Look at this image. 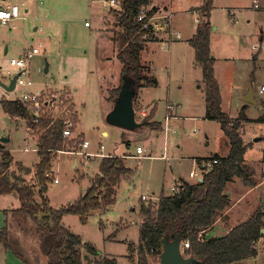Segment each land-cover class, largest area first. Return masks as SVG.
<instances>
[{"label":"rangeland","instance_id":"374dc122","mask_svg":"<svg viewBox=\"0 0 264 264\" xmlns=\"http://www.w3.org/2000/svg\"><path fill=\"white\" fill-rule=\"evenodd\" d=\"M6 1L18 5L24 3L20 7L23 19H16L0 27V83L8 85L17 72L15 67L9 65V58L20 57L23 52L32 48H38L39 53L29 59L28 71L23 75L24 80H30L32 85L29 88L16 87L11 92H6L0 85V100L20 99L24 91L41 90V98H69L78 114L77 119L66 115L71 119L73 135L66 137L64 147L54 154L51 170L53 167L52 177H56L58 183L51 180L47 184L46 196L49 206L58 209L77 200L91 185L104 156L117 154L125 157L126 165L134 170L133 181H120L115 203L102 211L104 213L90 212L83 222L77 215H64L61 224L79 235L83 242L91 243L98 254L95 258L112 257L117 264H132L127 256L134 254L137 259L141 202L146 205L150 203L152 206L156 204L150 197L146 200L141 198L140 201L141 194L154 193L158 196L161 189L170 191L174 185L171 171L179 174L178 171L188 173L192 169L191 162H181V156L210 158L211 153H221L224 150L226 137L218 123L204 119L197 110L199 101L204 103L205 89L194 50L188 43L190 50L183 55V59L172 52L169 61L168 54L163 51L158 55L143 54L146 61H143V65L148 67L149 75L159 83V88L152 91L148 100L153 99L157 104L151 122H165L166 98L172 100L174 105L178 104L176 119L170 121V131L164 133L160 129L143 125L132 130L123 129L106 121L109 112L106 97L109 94L114 96L113 85H116L121 68L116 58V46L111 40L115 29L113 11L89 0ZM213 2L209 15L211 29L216 28L212 38V52L217 58V74L224 91V109L228 117H237L241 105H248V116L254 118L263 115L264 93L259 94L258 89L264 85V45L259 46V36L264 35V0H256L257 8L254 7L253 0ZM24 9H27V12ZM199 14L201 16V11ZM179 19L182 28L173 31L186 36L193 16L183 11L179 17H175L178 23ZM86 21L89 22L87 27L84 26ZM258 49L260 56L256 62ZM46 65L48 70L45 73ZM168 82L171 83L172 89L175 87L173 92L170 90L169 95L166 91ZM250 82L255 90L257 104L243 103L234 94L229 96L230 89L237 86L240 92L246 91ZM195 85H200V88ZM133 107L136 111V121L140 123L147 116H139L138 112L142 108L137 99ZM191 110L196 112L192 113ZM260 124L245 123L243 136L249 139L246 127L254 125L258 130ZM31 133L32 131L26 129L24 120L10 118L0 105V139L8 137L7 149L13 159L33 169L38 162V156L36 139ZM239 133L241 135V128ZM84 138L89 147L82 149L83 153H99L103 156L86 157L84 154H78L80 149L76 143ZM258 140L263 142L258 144L257 153L250 158H256L258 153L262 155L264 133L259 134ZM0 146L1 157L3 149H6V142L0 141ZM137 146L143 149V154L134 159L132 155L136 154ZM25 147L30 150L25 152ZM179 161L182 164H179ZM199 161L198 163H201ZM258 162L259 160L251 161L255 168L260 166ZM24 177L27 182H31L32 173ZM255 197L256 201L247 199L251 211H264V193H257ZM19 205L15 193L0 195V217L5 219L4 225H7L10 234L20 242L22 253L30 262L47 264L45 256L38 250V238L32 232L34 222L26 219L22 222L26 231H22L11 214ZM3 211L6 213L3 214ZM40 217L39 215L38 218ZM80 254L82 259L88 255L83 248ZM1 255L0 250V264H22L12 254H8L7 260L1 259ZM87 259L93 257L89 256ZM156 259L148 257V264H159ZM257 264H264V245Z\"/></svg>","mask_w":264,"mask_h":264},{"label":"trees","instance_id":"16d2710c","mask_svg":"<svg viewBox=\"0 0 264 264\" xmlns=\"http://www.w3.org/2000/svg\"><path fill=\"white\" fill-rule=\"evenodd\" d=\"M146 3L147 0H121V8L118 11L112 10L115 29L111 40L116 46V58L121 65L120 84L114 89V96L111 97L108 93L107 97L112 103L125 80L133 81L135 94L132 104L135 103L141 88L157 85L156 79L149 75L148 67L141 62L146 43L156 40L151 26L143 27V23L156 9L152 8L142 22L137 20L140 7ZM196 9L201 11V16L188 43L194 50L195 61L202 73L205 89L204 118L218 123L228 141L229 152L225 157H210L216 159L217 163L202 172L201 182L190 184L179 180L178 192L161 195L155 206L150 203L140 205L137 259L134 254L127 256L132 264H148V257L158 258L156 260L159 263L163 238L168 236L171 240L175 233L179 235L180 242H189V248L183 250V255L194 258V264H233L254 257L257 254L255 244L263 236L260 230L264 228V211L261 210H256L250 218L223 237L205 239L202 235L229 205L224 194L225 185L235 177L248 178L250 171L243 165L248 145L243 142L239 133L242 122L246 120L243 109L236 119H231L222 111L220 105V90L213 70L214 58L210 52L209 15L212 0H204ZM53 98L54 102L58 100L57 97ZM58 101L59 110H68L70 117L77 119L74 104L69 98H60ZM0 105L10 118L24 120L26 128L31 129V134L36 139L38 162L33 169L14 162L10 153L4 149L0 157V195H17L20 205L12 210L11 214L22 231L25 230L22 222L31 219L35 224L32 232L38 238V250L45 256L47 264H117L112 257L95 258L98 254L91 243L83 242L79 235L65 228L61 220L64 215L69 214L77 215L83 222L90 212L109 209L115 203L116 189L122 177L129 173L124 164L125 158L104 156L100 161L98 173L87 190L74 202L52 209L46 196L47 184L51 178L46 174L51 172L55 152L64 147L66 137L62 132L66 127V118L63 114L54 116L46 106L44 114L37 122H33L20 99L2 98ZM152 115L153 113H150L140 125L160 129L159 123L151 122ZM81 143L80 139L76 146L79 147ZM30 173L31 182H27L24 175ZM0 245L22 264H32L22 253L20 242L10 234L7 225L0 228ZM82 248L88 253L83 259L80 254ZM89 256L93 259H87Z\"/></svg>","mask_w":264,"mask_h":264},{"label":"crops","instance_id":"0c3cea01","mask_svg":"<svg viewBox=\"0 0 264 264\" xmlns=\"http://www.w3.org/2000/svg\"><path fill=\"white\" fill-rule=\"evenodd\" d=\"M203 2H204V0H194L193 2H190L189 0H156L155 8H156V15L158 18H155L153 20L157 24V29L154 30V37L156 40L146 43V47L142 52V59H141L142 64L144 61V59H143L144 53H146V55H158L159 53H161V51H163V52H166L168 54V58H167L168 61L170 58V54L172 52L177 54V56L181 57L182 59L185 57V56L183 57V55L185 53L186 54L189 53V50H190L189 47L190 46L188 45V40L194 34L196 27L198 25L199 19H200L199 11L196 8L200 7L203 4ZM212 2H213V0H212ZM7 3H11V1L0 0V5H5ZM24 11L27 12V9H24ZM183 11L187 12V14H192V16H193L192 21L190 20L191 26H190L189 32L186 36H183L180 32H174L173 31V29L175 30L177 28H182L181 21H180L181 19H179V23H178L177 22L178 20H175V17L176 16L179 17ZM210 24L212 26L211 21H210ZM84 26H85V23H84ZM85 27H87V26H85ZM35 29L36 28H34V30ZM215 30H216L215 27L213 29H211L210 52L213 55L212 57L215 59L214 65H213V70H214V76H215V78L218 82V85H219L220 98H221V104H220L221 109L224 113H226V111L224 109V91H223L221 80L217 74V69H216L217 58L214 56V54L212 52V38H213ZM177 34H178V36H177ZM260 37L261 36H259V40H260ZM181 42H184V44ZM257 51L258 52H256L257 53V61L256 62L259 61L260 49H258ZM223 60H228V59L223 58ZM144 62H146V61H144ZM120 70H121V68H120ZM118 82H120V72H119V75H118L117 80H116V85L115 84L113 85L114 89H116L119 86ZM249 84H251V86H252L251 82ZM195 86H196V88H200V85H195ZM261 87H264V85H261L259 87V89H258L259 94L264 93V91L262 93L259 92ZM157 88H159V83H157V85L155 87L141 88L138 92L137 101L141 105V108L144 109L145 111H147L146 112L147 116L150 112L153 113V115H154L155 111L157 110V104L155 102H153V99L148 101L150 99V96L152 95V91L154 89H157ZM174 88L175 87H173V89H172L171 83L168 82V85L166 87L167 95H169L170 90L173 92ZM177 88L180 89V86H178ZM252 89H253V97H254L255 103H246V102L242 101L241 97L246 93L247 90L240 92V89L237 86L230 89L229 96L231 94H234V95L238 96V99L241 102L246 103V104H250V105H255V104H257V100L255 98V90H254L253 86H252ZM107 94H108V92H107ZM106 101L109 104V111H110L112 109L114 103H112L110 100H107V97H106ZM191 103H193L192 100H191ZM201 103H202V105L200 106ZM111 104H112V106H111ZM167 105H170L172 107V110L169 112L166 109ZM177 105H174L172 100L166 98V100H165L166 115L167 114L171 115L170 119L168 121L169 126H170V121L176 119ZM197 106H198L197 110L199 111V114L204 117L205 103L199 101V105H197ZM241 106L242 107L239 109V111L237 113L239 115V113L242 112V109H243V113H244V116L246 118V120L244 122H242L241 127H240L241 132H242L241 136L243 138L242 140H244L243 142L248 145V148L244 154L243 165L247 169H249L250 176L248 178H245V179L235 177V178H233V180L231 182H228L225 185L224 194L228 198L229 205L226 208V210L214 221L212 226L202 234L205 239H208L211 237H223V236L227 235L231 229H233L234 227L238 226L239 224L243 223L248 218H250L252 216L253 212L251 211V207L249 205L250 202L247 199L256 201L255 194H257V193L263 194L264 193V170H263L264 169V149H263L262 155H260V153H258L256 158H254V156H253V158H250L253 154L255 155L257 153L256 151H258V148H257L258 144H261L263 142V140L259 141V140H255V139L256 138L258 139V136L260 133H262V134L264 133V114L260 115L258 117L252 118V117L248 116V113H247L249 106L248 105H241ZM194 112H196V111L193 110L192 113H194ZM135 113H136V111H135ZM238 115H237V117H238ZM237 117L235 116V117H230V118L236 119ZM164 119H165V117H164ZM204 119H206V118H204ZM207 120H209V119H207ZM248 122L249 123H258V124L262 123V124H260V127L258 130H257V126L255 128L254 125H250L249 127H246V131L249 133V135H248L249 139H246L243 136L244 130H245L244 124L248 123ZM157 123H159L160 126H161V124H163V126L160 127V131L166 133L165 130L163 131V129H162V128H164L165 124L161 123V122H157ZM171 131L174 132V130H171ZM4 139H6V141H5L6 142V149H4V150H6L10 153V151L7 149V143L9 141V139H8V137L7 138L3 137L2 139H0V141H3ZM84 140H86V139L84 138L83 141ZM250 143H252L253 145H250ZM88 147H89V145H88ZM137 147H139V146H137ZM25 148H28V147H25ZM25 152H27V151H25ZM135 152H136V150H135ZM228 152H229V146H228V141L226 139L224 150H222L221 153L220 152H214L211 154H212V156L218 155L220 157H225L228 154ZM10 155H11V153H10ZM101 155L103 156V154H101ZM111 156H118V155L112 154ZM136 156H138L137 153L132 155V158H134ZM11 157L14 158L12 155H11ZM204 159L207 160L210 158H208V157L207 158L206 157H197V156H188V157L181 156V162H183V163L184 162H191L192 169L189 170L188 173L178 171L179 174H174L173 171H171L170 174L172 175V178H174L173 179L174 185H172L171 188L173 186H178L179 180H184L190 184H194L196 182H201L202 181V172H200V170H199L198 161L200 160V162H202ZM256 160L257 161L259 160L258 163L260 164V166L257 168H255L251 163V161L256 162ZM13 161L19 162L23 166H27V165L23 164L21 161H18L15 159H13ZM181 162L179 161V164H182ZM124 164H125V167L127 169H129V173L125 174L121 180L124 182L127 181V183H132L134 170H132L130 167H128L126 165V158L124 160ZM52 170L54 173L53 167H52ZM184 174L187 175V177ZM171 188H170V191H165L164 189H161L158 196H155L156 194H154V193L141 194V196H146L147 198L150 197V199L155 201L157 204L158 198L161 195L171 194ZM116 193H117V189H116ZM141 196H140V201H141ZM115 199H116V196H115ZM142 203L143 202H141V204ZM130 205H132L131 202H130ZM102 213H104V212H102ZM0 215H1V211H0ZM4 223H5V219L0 217V228L4 226ZM139 225H140V220L138 221V226ZM262 229H263V231L261 234L263 236L255 244L256 251H257L256 256L251 257V258H247L245 260H242L240 262H236L233 264H257L258 263V260L260 259V255L262 254V247L264 245V228H262ZM0 250L2 252L1 259L7 260V258H9L8 254H11V253L4 250L1 247V245H0Z\"/></svg>","mask_w":264,"mask_h":264},{"label":"built area","instance_id":"2783aa9c","mask_svg":"<svg viewBox=\"0 0 264 264\" xmlns=\"http://www.w3.org/2000/svg\"><path fill=\"white\" fill-rule=\"evenodd\" d=\"M92 2H98L101 4L102 8L108 9V10H115L118 11L121 8V0H89ZM155 2L156 0H147V3L145 5H142L140 7L137 20L138 21H143L148 12L151 11V9H156L155 8ZM254 7L257 8L256 0H253ZM24 3L21 2L19 5L17 3H7L5 5H0V27L6 26L9 22H14L16 19L22 18L23 16L20 15V7L23 6ZM155 18H158L156 15V12L147 19L146 22L143 23V27L151 26L152 33L154 34V30L157 29V24L153 21ZM23 19V18H22ZM85 26H89V22H85ZM14 27V26H13ZM178 36V34H177ZM264 45V35L260 37L259 40V46L262 47ZM39 49L38 48H32L30 51H25L20 57H12L9 58V65L11 67H15L17 69V72L15 75H17L16 81H15V88L16 87H25L29 88L32 85V82L30 80H24L23 75L27 73L28 71V64H29V59L32 58L33 55L38 54ZM41 91V90H40ZM40 91L37 92H29V91H24L21 93L20 101L26 106L27 110L29 111L30 116L33 118V122H37L38 119L42 114H44L45 110L44 107L48 106L53 112V115H64V118H66V127L63 130L62 134L64 137H69L73 135L72 129V122L71 119L66 117V115H70V112L68 110H59V105L60 101L54 102L53 100L55 98L53 97H47V98H41V93ZM264 91V87H261L260 93ZM167 111H171L172 107L170 105H167L166 107ZM139 116L141 118H144L147 116V113L144 109L140 110L138 112ZM169 114L165 116V122H164V129L165 131L170 130V126L168 124V121L170 119ZM31 131L30 128H26ZM89 143L87 140L82 141L81 145L79 146L80 151L78 154L80 155H85L86 157L91 156V155H99L101 154H90V153H83L82 149H86L88 147ZM25 151H28V148L24 149ZM136 153L142 154L143 150L140 147L136 148ZM137 157V156H136ZM139 158V157H138ZM139 160V159H138ZM217 163L216 159H209V160H203L200 165H199V170L200 172L207 171L212 165ZM53 183H58V179L55 177L53 178V170L51 172L47 173ZM178 186H173L171 188L172 193L178 192ZM143 200H146V196H141ZM181 250L183 252L184 249L189 248V242L187 240L181 242L180 244Z\"/></svg>","mask_w":264,"mask_h":264},{"label":"water","instance_id":"95a60500","mask_svg":"<svg viewBox=\"0 0 264 264\" xmlns=\"http://www.w3.org/2000/svg\"><path fill=\"white\" fill-rule=\"evenodd\" d=\"M47 70L48 67L46 65L44 72L46 73ZM16 78L17 75H14L8 85L0 83L1 87L6 92L13 91L15 89ZM134 94L133 81L125 80L120 86L112 109L106 115V121L108 123L130 130L140 126V123L136 121L135 110L132 104ZM241 100L246 103H255L251 84L248 85V89L241 97ZM255 140L258 139L256 138ZM3 141H6V139ZM262 231L263 229L260 230L261 233ZM180 244L181 242L177 233L172 236L171 240L168 239V236H165L163 238L162 251L159 256V264H194L196 262L194 258L183 255Z\"/></svg>","mask_w":264,"mask_h":264}]
</instances>
